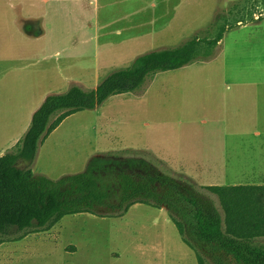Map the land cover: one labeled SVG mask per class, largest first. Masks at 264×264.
<instances>
[{
	"label": "rangeland",
	"instance_id": "rangeland-1",
	"mask_svg": "<svg viewBox=\"0 0 264 264\" xmlns=\"http://www.w3.org/2000/svg\"><path fill=\"white\" fill-rule=\"evenodd\" d=\"M170 3H181L180 16L164 15L166 3L157 0H0V156L14 150L48 96L75 86L95 90L144 54L213 39L240 20L216 49L203 44L194 63L71 115L40 144L33 163L18 162L54 181L112 157L146 160L199 190L239 181L197 178L192 163L184 174L191 178L178 177L173 168L183 174L188 164L171 161L172 168L163 158L166 146L195 145L218 132L209 108L218 106L225 77L264 74V0ZM203 192L223 214L218 198ZM22 236H0V264H198L166 209L153 205L136 204L121 217L67 216Z\"/></svg>",
	"mask_w": 264,
	"mask_h": 264
},
{
	"label": "trees",
	"instance_id": "trees-1",
	"mask_svg": "<svg viewBox=\"0 0 264 264\" xmlns=\"http://www.w3.org/2000/svg\"><path fill=\"white\" fill-rule=\"evenodd\" d=\"M239 23L221 27L213 39L193 38L181 47L144 54L131 67L108 76L95 90L75 86L64 94L48 96L14 150L0 156V236L47 231L67 216L84 213L121 217L132 206L144 204L166 209L198 264H264V185L208 186L199 190L190 181L157 171L137 182L105 166L109 158H95L85 172L56 181L18 167L20 160L33 163L40 144L66 118L94 110L110 97L136 92L157 73L194 63L203 44L216 49L226 32ZM127 162L154 170L143 159ZM203 191L218 198L223 214Z\"/></svg>",
	"mask_w": 264,
	"mask_h": 264
},
{
	"label": "crops",
	"instance_id": "crops-1",
	"mask_svg": "<svg viewBox=\"0 0 264 264\" xmlns=\"http://www.w3.org/2000/svg\"><path fill=\"white\" fill-rule=\"evenodd\" d=\"M157 1L166 3L164 15L180 16L182 2L173 5L170 2L175 0ZM152 7L158 6L154 4ZM247 78L229 80L225 77L223 84L226 87L217 102L218 106L209 108L211 120L214 121L212 126L216 125L214 131H218L212 139L197 141L195 145L186 142L175 148L166 146L163 162L170 167L171 161L188 164L180 168L183 174L172 167L178 177L190 179V175L184 174L190 173L187 170L189 163H192L193 170L198 173L195 175L197 178L239 180L229 185L213 186L264 185V74L257 78ZM255 86L257 88H253ZM199 122L201 126L208 125L206 119Z\"/></svg>",
	"mask_w": 264,
	"mask_h": 264
},
{
	"label": "flooded vegetation",
	"instance_id": "flooded-vegetation-1",
	"mask_svg": "<svg viewBox=\"0 0 264 264\" xmlns=\"http://www.w3.org/2000/svg\"><path fill=\"white\" fill-rule=\"evenodd\" d=\"M108 163L105 164L109 169H115L117 172L125 173L127 175L132 176L133 178H136L137 182L141 181V178L148 176L149 174L154 176L155 171L152 169H146L139 163H133L128 164L126 159H123L121 157H112L110 159H107ZM155 185L160 190V183L156 182Z\"/></svg>",
	"mask_w": 264,
	"mask_h": 264
}]
</instances>
